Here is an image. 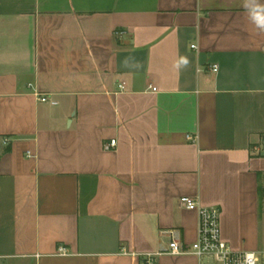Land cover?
<instances>
[{
	"label": "crops",
	"instance_id": "obj_1",
	"mask_svg": "<svg viewBox=\"0 0 264 264\" xmlns=\"http://www.w3.org/2000/svg\"><path fill=\"white\" fill-rule=\"evenodd\" d=\"M252 2L0 0V264H200L162 253L196 241L183 197L264 252Z\"/></svg>",
	"mask_w": 264,
	"mask_h": 264
},
{
	"label": "built area",
	"instance_id": "obj_2",
	"mask_svg": "<svg viewBox=\"0 0 264 264\" xmlns=\"http://www.w3.org/2000/svg\"><path fill=\"white\" fill-rule=\"evenodd\" d=\"M196 49V46H192ZM210 71L218 73V66H211ZM123 90L124 86H120ZM152 91L156 92L155 88ZM42 103H51L46 97H39ZM7 142V141H6ZM116 147V141L106 146L107 150ZM29 157L31 156L28 154ZM180 206L190 212L198 214L199 223L197 228L196 241L191 246H186L177 232H170L171 242L162 253L171 256L192 255L198 258L200 264H264V252H242L233 250L222 237L221 212L217 208L202 207L199 202L190 197H183L179 200ZM61 254H67L65 248L60 249Z\"/></svg>",
	"mask_w": 264,
	"mask_h": 264
},
{
	"label": "clouds",
	"instance_id": "obj_3",
	"mask_svg": "<svg viewBox=\"0 0 264 264\" xmlns=\"http://www.w3.org/2000/svg\"><path fill=\"white\" fill-rule=\"evenodd\" d=\"M245 7L248 10L250 19L258 28L264 30V5L256 3L255 0L251 4L246 3Z\"/></svg>",
	"mask_w": 264,
	"mask_h": 264
}]
</instances>
